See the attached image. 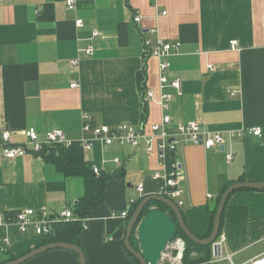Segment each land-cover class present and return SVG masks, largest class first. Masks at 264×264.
<instances>
[{"label":"crops","instance_id":"0c3cea01","mask_svg":"<svg viewBox=\"0 0 264 264\" xmlns=\"http://www.w3.org/2000/svg\"><path fill=\"white\" fill-rule=\"evenodd\" d=\"M136 14L140 24L133 21ZM153 28L180 49L169 59V78L183 81V96L174 95L169 111L173 136L180 123L195 122L225 140L224 149L185 145L177 151L186 174L180 209L199 238L209 232L225 181L264 183V0H77L75 10L64 0H0V139L8 133L11 144H25V131L35 129L41 136L62 130L78 141L84 115L93 127L159 123L163 112L144 99L138 81L146 66V91L160 97L159 60L144 49ZM94 32L99 36L93 38ZM233 41L237 51L231 50ZM88 47L92 55L79 52ZM256 127L261 137L249 133ZM83 153L87 166L122 175L107 183L105 202L87 218L81 237L87 264H136L124 245L127 219L113 214L140 199V184L146 196H161L165 181L153 178L161 171L159 158L143 147L98 142ZM85 192L83 177L65 176L38 154L15 160L0 155V242L11 243L0 264L40 247L31 229L22 233L13 223L18 212L33 209L57 218L67 208L74 212ZM226 205L219 254L214 257L210 246L205 264H250L264 255V191H236ZM24 264L80 260L71 251L52 250Z\"/></svg>","mask_w":264,"mask_h":264},{"label":"built area","instance_id":"2783aa9c","mask_svg":"<svg viewBox=\"0 0 264 264\" xmlns=\"http://www.w3.org/2000/svg\"><path fill=\"white\" fill-rule=\"evenodd\" d=\"M151 1L156 2V0ZM64 3L69 10H75L77 0H64ZM163 15H165V13H163ZM142 20L143 18L139 14L133 17V21L136 24H140ZM76 26L79 28L83 27V21H76ZM147 33L148 36L144 39V49L148 57H154L159 60L161 95L159 98H156L154 91L147 90L144 93V99L160 106L163 115L159 123L150 127L143 124L139 129L130 124H120L115 127H93L90 122L91 118L88 115H84L82 118L83 136L78 141L70 139L62 130L49 131L44 136H41L35 129H29L24 133L27 137V142L25 144H11L10 135L8 133H3L0 139V155L7 160H15L25 155L38 154L45 146H63L69 148L76 143L86 152L92 151L96 142L108 147L114 145L129 146L132 148L143 147L148 156H158L159 158L161 171L156 172L153 178H162L165 181L161 196L173 201L179 208H182L185 205L182 183L186 180V174L182 160L177 157V151L182 149L185 145L203 146L207 151H210L217 146L223 148L225 140L220 134L203 132L200 125L195 122L180 123L176 127L175 136H173L170 128L172 117L169 111L174 95L176 94L179 97L183 96V81L180 78H169V59L179 54V45L161 39L156 28L150 29ZM98 36L99 34L94 32L93 38ZM231 50H238L237 41L231 42ZM79 52L92 55L93 48L88 47L86 49H80ZM72 65L77 66L78 61H73ZM209 69L211 71L215 70L212 66H209ZM78 86L77 82L71 85L72 88H77ZM170 90L174 91V93L170 92ZM249 133L253 136L261 137L262 128H253ZM235 136L236 135L233 134L231 138L234 139ZM238 136H241V134ZM226 158L228 161H231L232 155L228 154ZM114 162L119 165L121 160L116 158ZM92 169L96 175L102 172V170L96 166L92 167ZM136 191L140 199L146 197L144 185H138ZM209 198L211 199L212 195H209ZM136 201L137 200L134 199L129 200L127 210L121 212L119 216L116 215V213L113 214V216L127 219L130 208ZM75 219L74 212L68 208L57 218H52L46 211H43L40 216H37L35 210L27 209L18 212L13 223L16 224L22 233L31 229L36 236L41 237L51 234L54 224ZM3 221L4 215L0 214V223ZM81 221L83 223V229H86L87 219ZM10 245L9 239L2 240L0 242V254L7 251ZM218 246H220V241L214 243L213 249ZM168 247H171L173 249L172 251L176 252L174 262L180 264L186 251L184 239L178 237L175 241L170 243ZM214 257L217 256L214 255ZM250 264H264V255Z\"/></svg>","mask_w":264,"mask_h":264},{"label":"trees","instance_id":"16d2710c","mask_svg":"<svg viewBox=\"0 0 264 264\" xmlns=\"http://www.w3.org/2000/svg\"><path fill=\"white\" fill-rule=\"evenodd\" d=\"M146 79L147 75L145 66L143 71L140 72L138 80L142 94H144L146 91ZM142 115L143 121H145V109L143 110ZM38 155L42 156L46 161L54 164L57 169L63 174H65V176L67 177H83L86 188L85 195L79 200V202L75 206L74 217L76 219L70 221H62L54 224L53 231L51 234L38 237L41 240L40 247L53 243L65 242L77 245L82 248L81 237L83 233V223L81 220L87 219L93 210L97 209L105 202L107 183L112 179L121 178L122 175L107 174L104 172H101L99 175H96L92 167L86 165L83 149L78 143L74 144L69 148H65L63 146H45L44 149L40 153H38ZM241 182H245V180L242 179ZM233 183L234 181H225L223 183L222 189L218 196L217 206L219 205L225 191ZM142 199L137 200L135 204H133L130 208L127 217V223L132 218ZM153 209H159L163 212H167L175 219V214L173 213V211L167 205L158 202L149 203L144 211L143 216L147 215ZM216 213L217 209H214L211 212V224L209 232L206 236L199 237L200 239H206L210 237L213 231ZM223 217L224 216H222L221 225L223 222ZM136 234V231H134L131 238V242L133 247L138 250L139 241L137 240ZM177 237L183 238L187 244V249L183 258L184 264H205L211 260L210 246H202L194 243L185 236L181 229H178ZM126 252L136 264H140L139 261L135 259L127 250ZM4 253H7V251H5ZM194 254H196V256H194ZM11 260H16V258L13 257L9 261Z\"/></svg>","mask_w":264,"mask_h":264},{"label":"water","instance_id":"95a60500","mask_svg":"<svg viewBox=\"0 0 264 264\" xmlns=\"http://www.w3.org/2000/svg\"><path fill=\"white\" fill-rule=\"evenodd\" d=\"M224 149V147L222 148ZM239 190L264 191V183H237L230 186L223 194L218 205L213 231L207 239H200L187 227L181 209L173 201L159 195L146 196L139 203L135 213L128 222L124 245L126 250L139 261L140 264H159L166 247L178 237V229L194 243L202 246H212L218 239L221 231L222 216L230 196ZM158 202L167 205L175 214V219L167 212L159 209L151 210L143 216L149 203ZM138 233L139 249L133 247L131 238ZM52 250H67L75 253L80 264H87L85 254L81 247L65 242L53 243L38 247L32 252L6 264H24L31 259ZM220 247L214 248V255L219 254Z\"/></svg>","mask_w":264,"mask_h":264},{"label":"rangeland","instance_id":"374dc122","mask_svg":"<svg viewBox=\"0 0 264 264\" xmlns=\"http://www.w3.org/2000/svg\"><path fill=\"white\" fill-rule=\"evenodd\" d=\"M133 197L135 199H137L138 195L136 193H133ZM186 249H187V247H186ZM172 250L173 249L171 247H168V246L166 247V250L163 253L162 259L159 262V264H178L177 262H174V259H175V256H176V252H174ZM184 255H185V253H184ZM184 255H183V258H184ZM180 264H183V259H182V262ZM216 264H228V263H226V262H218Z\"/></svg>","mask_w":264,"mask_h":264}]
</instances>
